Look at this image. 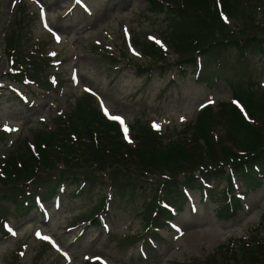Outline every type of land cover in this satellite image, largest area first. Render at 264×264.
I'll return each mask as SVG.
<instances>
[{
    "label": "rangeland",
    "instance_id": "obj_1",
    "mask_svg": "<svg viewBox=\"0 0 264 264\" xmlns=\"http://www.w3.org/2000/svg\"><path fill=\"white\" fill-rule=\"evenodd\" d=\"M248 1L252 4L244 7L252 12L249 15L264 22V0ZM18 2L31 15L28 23L31 40L44 41L45 53L54 57L52 70L62 79L59 87L49 91L30 88L13 83L4 75L11 62L5 55L1 30L4 19L11 13L9 28L19 31ZM240 11L237 16L246 14ZM0 16V85L4 86L0 89V128L9 130L0 136V156L13 147L20 134L39 128L41 121L50 124L58 108L74 102L88 89L96 94L101 109L121 113L134 128L138 123H149L175 137L187 122L192 120L189 126L193 125L194 117L204 105L213 104L215 109L230 102L232 89L250 91L259 101L264 88V53L255 52L243 58L229 51L219 67L222 79L226 80L211 84L197 82L191 72L182 76L175 68H166L165 75L156 67L150 75H137L136 67L120 70L110 66V58L100 54L95 46L114 50L117 55L119 46L133 52L132 38L163 36L166 16L161 11L149 10L145 0H0ZM25 40L29 46L30 40ZM245 132L242 128L241 134L233 136L244 147L251 146L246 142ZM201 144L203 141L199 140ZM235 145L246 149L238 142ZM224 186L225 182L215 181L213 190L205 195L191 191L189 201L170 226L160 230V240L158 246L153 244L151 257L144 259L139 255L146 215L141 197L133 201L124 193L122 198L110 202L106 216L99 218L102 221L99 226L79 221L78 217L100 205L107 193L102 187L76 198L71 196L74 188H68L57 206L54 201L44 206L49 218L38 210L17 216L13 205L1 201L0 207L6 213L4 226L11 231L7 235L0 229V264H8L15 250H19L22 263H30L44 241L43 234L52 236L56 247L43 251L41 258H36L38 264H47L54 257L58 258L56 264H87L96 260V256L104 257L109 264L199 263L220 244L245 237L254 227V231L264 232V183L253 191H246L240 183L236 192L240 193L242 209L234 218L226 219L216 215ZM127 235L129 238L125 239ZM62 251L66 257L61 255Z\"/></svg>",
    "mask_w": 264,
    "mask_h": 264
},
{
    "label": "trees",
    "instance_id": "obj_2",
    "mask_svg": "<svg viewBox=\"0 0 264 264\" xmlns=\"http://www.w3.org/2000/svg\"><path fill=\"white\" fill-rule=\"evenodd\" d=\"M249 3L223 0L225 11L242 20L239 28L232 29L221 20L214 0H146L149 10L166 16L163 38L177 54L175 66L192 67L201 81L222 78L220 61L229 51L241 57L248 52L264 53V25L249 15L252 12L243 5ZM240 9L246 12L242 17L236 15ZM18 28V32L10 29L4 35V51L15 71L12 75L16 80L26 75L38 86L48 87L49 58L42 48L28 46V33ZM135 39L144 56L166 60L167 53L155 43ZM149 67L137 65L139 73L148 72ZM244 91L236 90L235 96L257 123L245 120L234 106L222 104L217 112L212 108L202 111L188 127L190 135L185 131L173 140L138 123L132 129L134 145L122 139L117 124L101 113L92 96L83 94L54 117L52 127L32 130L4 155L0 202L12 203L16 212L24 215L36 208V198L48 202L63 187L74 186L73 195L78 196L108 185L115 197L126 193L135 199L141 195L146 203V226L154 230L173 217L170 208H182L186 190L209 191L213 181L222 180L227 183L225 198L216 215L234 217L241 203L233 184L241 181L246 188L256 189L264 181V91L259 101L252 92ZM242 128L251 146L244 147L233 136L241 134ZM199 140L203 144L199 145ZM237 142L246 149H238ZM150 175L156 179L149 180ZM95 222L96 218L91 220ZM198 262L186 264H264V234L251 233Z\"/></svg>",
    "mask_w": 264,
    "mask_h": 264
},
{
    "label": "snow or ice",
    "instance_id": "obj_3",
    "mask_svg": "<svg viewBox=\"0 0 264 264\" xmlns=\"http://www.w3.org/2000/svg\"><path fill=\"white\" fill-rule=\"evenodd\" d=\"M47 27V25H45ZM209 103H211V101H209ZM105 114L107 115V110L105 109ZM111 119H120L119 117H111ZM121 123H123V121H121ZM125 134H126V138H127V128L124 129ZM9 231H11V229H9ZM13 235H15V233H12ZM37 235H39V233H37ZM43 239H48V237H43Z\"/></svg>",
    "mask_w": 264,
    "mask_h": 264
}]
</instances>
